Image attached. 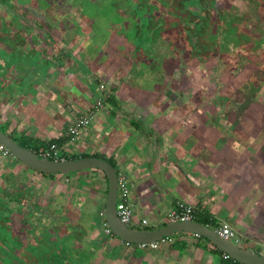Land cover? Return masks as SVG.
Returning <instances> with one entry per match:
<instances>
[{"label":"crops","instance_id":"obj_1","mask_svg":"<svg viewBox=\"0 0 264 264\" xmlns=\"http://www.w3.org/2000/svg\"><path fill=\"white\" fill-rule=\"evenodd\" d=\"M59 40L48 45L46 39H0V123L41 142L63 140L75 110L89 105V76H82L72 59L94 53V43ZM15 44L16 52H11ZM96 70L106 80L113 76L104 66ZM120 84L116 92L121 107L109 104L106 114L75 142H64L67 153H95L113 161L129 183L133 227L142 218L152 228L160 227L168 222L166 214L175 203L185 201L194 205L196 220L212 217L219 225L227 223L240 245L264 253V120L257 118L249 139H243L240 131L224 134L193 115L179 116L170 98L161 97L152 106L135 82ZM12 163L25 172L21 163ZM94 172L98 170L72 174L82 185L84 176L94 177ZM63 176L55 174L53 182ZM95 224L89 239L101 245L93 264H119L114 249L118 245L123 264H225L223 251L193 233H174L171 241L134 256L135 246H122L116 237L106 238L104 244L98 240Z\"/></svg>","mask_w":264,"mask_h":264},{"label":"flooded vegetation","instance_id":"obj_2","mask_svg":"<svg viewBox=\"0 0 264 264\" xmlns=\"http://www.w3.org/2000/svg\"><path fill=\"white\" fill-rule=\"evenodd\" d=\"M23 1L28 4H24ZM32 1L33 0H0V39H46L48 45L50 43L53 45L54 43H58V41H60L59 39H85L84 45L90 42L91 44L94 43V46H97V42L100 39H105L107 43L101 48V51L104 53L111 52L113 54L110 64L113 60L115 62V54L122 59L124 57V60L127 62L126 67L130 69V72L125 69L124 74H121L120 71H117V73L113 72V76L106 80L101 76L104 69L99 73L96 70L97 66L96 68H92L93 66L91 65L87 66L82 63L81 57L73 56L74 58L72 57V60H76L77 64L81 67L80 72L82 76H89V105L84 109L75 110L73 118L66 126V137L63 140L41 142L27 134L9 130L8 123H0V125L4 126L6 129V131H2L6 132L11 137L13 134L24 140L26 138L28 141L35 142V144H33L36 145L35 148L24 147L36 154L53 160H67L86 156L104 158L98 154L88 152L81 154L67 153L65 149L66 145L64 146L62 144L64 142H75L76 138L84 129L92 126L98 121V118L106 114L109 104L115 107H121L119 95L116 92L117 85L120 83L122 84H120L121 86H123L124 83L131 85V82H135L137 85L139 84L141 89L144 90L145 95L152 101V106H156L161 97L165 99L168 98V101L170 98L169 102L171 103L172 111L178 113L179 116L185 114L193 115L197 122H203L212 129L218 130L224 134L225 132L235 133L236 131H240L243 139H249L250 130L253 126H256L257 118L264 120V96L259 94L260 92L250 100L249 104H251V108L248 113L249 115L239 114L234 111L230 107L232 106L231 104H233L232 97H228L224 91L220 92L217 98H215L218 104L216 103L217 105L214 110L208 107L209 103L206 104L208 109L202 106L196 111V103L194 100L188 98L186 101H182L183 99H180L177 95L178 89L174 86L175 83L173 80L169 81L163 79L164 76L162 74V60L167 53L180 58L182 52L180 42H182V39H254V42L264 39V0H67L66 3L61 2V0H35L39 4L36 10L31 9L32 5L29 3ZM31 10H33L32 14H30ZM179 12H182V14ZM24 14L29 16L30 19L32 18L34 23V19H39L37 24H41V26H39L40 31H37L32 26L23 24L21 17ZM18 41V44L25 42V40ZM8 42L10 43V41ZM18 44H15L14 47L11 48V52ZM19 47L21 46L19 45ZM66 47L70 48L67 44ZM245 48L250 51H255L256 47H251V43L248 42ZM241 51L243 50L241 49ZM259 52L262 54L263 51L259 50ZM225 54H228V52L223 51L222 53H217L216 56H218V58L216 56L214 58L217 60L222 59ZM234 54H236V52H234L233 55ZM237 54L241 56L240 53ZM152 61L157 62L158 65H153ZM98 62L101 63L100 61ZM206 62L208 61H205V63ZM218 65H220V63H218ZM127 73L129 74L127 75ZM173 88H175V91ZM257 102L260 103L256 105ZM222 104L227 106L223 107L221 106ZM226 109H228V111H226ZM243 117L250 121L249 128L245 127L243 122H241ZM79 119L84 122L77 124ZM71 127L73 132L70 131ZM51 143H55L58 150V157L56 159L43 156L41 152ZM107 160L110 161L111 159ZM13 161L15 163H21L24 166V173L18 172V170L16 172V177L20 184H22V179L27 181L30 179V176L35 174H37L39 178L44 179L45 182L51 181L55 175L31 169L19 161L11 152L4 155L0 150V165H5L6 168H10L11 170V168H16L12 163ZM113 165L115 166L114 163ZM84 170L89 172L91 170H98L97 174L100 173L106 184L105 195H94L95 197L92 198L94 203L93 206L97 209L96 215L102 218L99 224L102 226L103 234L98 232L101 237L98 240L103 239L104 244L106 238L110 239L109 237H115L105 219L107 179L104 172L98 168ZM74 172L75 171H73V173ZM29 173H31V175H29ZM69 173L70 172L57 174L67 177L73 175ZM116 174L118 177L119 173H117V171ZM10 175H12V173H10ZM127 184L129 187L128 180ZM121 199L117 183L115 211L116 204ZM125 199L129 204L131 220L129 223H123L133 227L131 225L133 222L132 207L131 203L128 202V195ZM28 211L30 212V210ZM3 214L5 213L0 209V215L2 216ZM6 216V220H9V216ZM194 220H196V218ZM197 221L199 220L197 219ZM207 222L206 225L217 232L219 222L212 217H209ZM97 224L98 223H96L95 226H97ZM19 225L21 227L25 226L21 222H19ZM134 228L149 229L151 225L148 219L142 218L140 220V225ZM46 236L48 237L49 235ZM170 237L171 235L164 238L171 241L172 237ZM49 238H53V236L50 235ZM52 240L53 239H51V241ZM35 241V243L30 242L25 244L19 233L13 235L11 231L6 230L0 224V259L6 256L10 258V264H51L46 260L45 254L49 252L51 256L57 258L55 250L50 249L45 243L38 242L37 240ZM53 241L56 245L57 240ZM96 241L97 240L93 241V243L90 242L92 246L89 251H85L81 247L78 248V246L74 244L70 246L69 249L67 245H64V248L66 247L64 251L67 255V261H64L65 263L62 264H93V260H95L98 252V247L101 245L99 243L97 247L95 245ZM120 241L122 246L132 245L139 250L146 248L142 243H129L122 239H120ZM159 243L156 247L160 245ZM238 244L240 245V241H238ZM114 249L115 251L117 250L115 254L116 257L119 255L118 263L123 264L125 258L121 252L123 251L122 247L118 245V247L115 246ZM79 250L85 251L83 253L88 254L86 260L79 262L70 258L73 257V255L78 256ZM21 252H27L29 255L34 256L35 259L32 262H25L21 260ZM223 254L224 257H226V260H224L225 263L229 264V259L232 258L226 253Z\"/></svg>","mask_w":264,"mask_h":264},{"label":"rangeland","instance_id":"obj_3","mask_svg":"<svg viewBox=\"0 0 264 264\" xmlns=\"http://www.w3.org/2000/svg\"><path fill=\"white\" fill-rule=\"evenodd\" d=\"M61 2L66 3L67 0ZM29 4L34 10L39 5L35 0ZM21 20L24 25L40 31L41 24H37L39 19H34V23L32 18L24 14ZM248 42L251 43V47H256L255 51L245 48ZM106 43L105 39H100L97 46H94V53L83 57L82 63L91 65L92 68L104 66L105 71L112 70L115 73L120 71L124 74L125 69H128L125 58L114 54L115 62L113 60L110 64L113 54L101 51ZM180 44L182 46L180 58L167 53L162 60L163 79L173 80L179 98L183 99L182 101L188 98L194 100L196 111L202 106L214 110L218 104L215 98L224 91L228 97H232L233 104L230 107L234 111L249 115L251 98L258 92L264 96V39L255 42L254 39H182ZM258 49L263 51L262 54ZM223 51L228 54L219 60L214 58L217 53ZM234 52L236 54L233 55ZM152 64L158 65L153 61ZM173 89L175 91V88ZM206 104H209L208 107ZM241 122L245 127H250V121L246 118L243 117ZM16 172V168L10 170L5 165H0V209L5 213L0 215V224L13 235L19 233L25 244L35 243L37 240L54 249L57 258L51 256L49 252L45 254L46 260L51 264H62L67 261L64 245H67L68 249L74 244L85 251L91 250L89 236L92 233L90 228L93 221L98 223L96 228L103 234L102 226L99 224L102 218L96 215L97 209L94 208L92 201L94 195H105L106 184L100 173L94 172V177L84 176L85 180L81 185L74 174L63 176L59 182H53V179L51 182H45L35 174L27 181L22 179L20 184ZM6 215L9 216V220H6ZM19 222L25 226L21 227ZM50 235L53 238H49ZM51 239L57 240V244L55 245ZM85 251L79 250L78 256L73 255L70 258L79 262L86 260L88 254L83 253ZM139 253L142 254L139 249H135L133 255L139 256ZM20 255L21 260L25 262H32L35 259L27 252H21Z\"/></svg>","mask_w":264,"mask_h":264},{"label":"water","instance_id":"obj_4","mask_svg":"<svg viewBox=\"0 0 264 264\" xmlns=\"http://www.w3.org/2000/svg\"><path fill=\"white\" fill-rule=\"evenodd\" d=\"M0 144L14 154L19 161L38 172L57 174L91 168H98L103 171L107 179L105 219L112 233L126 242L149 243L177 232H189L204 237L212 245L241 264H264V253L248 250L239 245L237 241L222 237L213 228L197 220L168 221L160 227H151L149 229H137L121 222L115 211V199L117 195L116 167L107 159L98 156H86L67 160L48 159L21 146L2 130H0Z\"/></svg>","mask_w":264,"mask_h":264},{"label":"built area","instance_id":"obj_5","mask_svg":"<svg viewBox=\"0 0 264 264\" xmlns=\"http://www.w3.org/2000/svg\"><path fill=\"white\" fill-rule=\"evenodd\" d=\"M84 121L79 119L77 121V124L83 123ZM70 131L73 132L72 127L70 128ZM0 150L1 152L5 154H9L10 152L3 147L0 144ZM43 156L46 157H51L56 159L58 157V150L56 148L55 143H51L48 145V147L44 150L41 151ZM117 183H118V190H119V195L121 196V200L117 202L116 204V212L120 220L124 223H129L131 220V213H130V208L129 204L126 202V196L128 195L129 187L127 184V180L124 175L119 174L117 177ZM167 220L168 221H176V220H181V221H186V220H194L195 218V207L185 201H177L166 214ZM145 221V220H143ZM217 232L219 235L226 239H231L234 241H239L236 231L229 226L227 223H221L219 225ZM165 238H162L158 241H153L149 243H142V245L146 247H152L155 248L159 242L164 241ZM226 256V254H225Z\"/></svg>","mask_w":264,"mask_h":264},{"label":"trees","instance_id":"obj_6","mask_svg":"<svg viewBox=\"0 0 264 264\" xmlns=\"http://www.w3.org/2000/svg\"><path fill=\"white\" fill-rule=\"evenodd\" d=\"M0 129L3 130V131H6L5 127H4V126H1V125H0ZM12 137H13L18 143H20V144L23 145V146L30 147V148H35V147H36V145H33V144H35V142L33 143V142H31V141H28V140H26V138H25V140H24L23 138L18 137V136L13 135V134H12ZM110 162H112V161L110 160ZM112 164H113V162H112ZM51 175H52V174H51ZM198 220L201 221V222L204 223V224H207V223H208V222H207V219H204V218H200V219H198ZM10 263H11L10 258H7L6 256H5L4 258L0 259V264H10ZM225 264H228V263H225ZM229 264H241V263H239V262H237V261H234L233 259H229Z\"/></svg>","mask_w":264,"mask_h":264}]
</instances>
